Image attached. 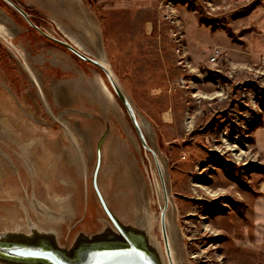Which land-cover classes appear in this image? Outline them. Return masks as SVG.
<instances>
[{
    "label": "rangeland",
    "instance_id": "rangeland-1",
    "mask_svg": "<svg viewBox=\"0 0 264 264\" xmlns=\"http://www.w3.org/2000/svg\"><path fill=\"white\" fill-rule=\"evenodd\" d=\"M14 1L48 35L82 45L35 0ZM166 5L174 9L175 25L164 17ZM0 10L72 59L76 71L64 77L80 79L85 95L72 106V113L64 111L62 117L48 113L33 86V75L0 37V107L7 109L0 118V231H27L26 212L38 229L59 228L43 226L46 216L37 215L42 210L64 218L67 232L73 227L71 235L93 232L97 218L104 217L93 188L96 151L108 132L99 184L111 207L124 218L133 221L134 215L148 212L152 235L167 262L156 163L105 74L41 35L4 0ZM152 11L153 26L146 30L142 16L114 15V22L107 23L110 49L106 47L105 53L149 145L165 161L173 204L168 221L177 229L181 248L175 260L177 264H243L250 254L236 251L234 239L240 223H250V199L264 194V153L255 140L257 129L264 127V0H160ZM177 30L187 53L183 65L173 38ZM215 47L222 50L217 65L209 62ZM82 50L98 55L93 49ZM85 78L97 81L91 93ZM100 78L113 98L103 90ZM9 83L15 93L7 92ZM9 109H17V118ZM27 109L37 112L33 121L25 114Z\"/></svg>",
    "mask_w": 264,
    "mask_h": 264
},
{
    "label": "water",
    "instance_id": "water-1",
    "mask_svg": "<svg viewBox=\"0 0 264 264\" xmlns=\"http://www.w3.org/2000/svg\"><path fill=\"white\" fill-rule=\"evenodd\" d=\"M19 14H21L27 23L36 29L44 37L55 41L62 45L70 52L75 54L81 60L98 67L105 74L115 95L123 104L132 125L146 151H149L156 163L158 170L162 193L163 206L160 212V227L162 239L164 243V251L168 264H175L171 251V242L169 235L168 210L170 207V196L167 189V183L161 170L158 156L155 150L149 145L140 121L137 117L135 109L123 91L119 82L114 76L113 71L108 64L105 53V45L103 39V31L99 22V18L93 10V21L90 13L91 8L82 6L80 10L88 19L87 21L93 25V50L98 55L91 54L82 50L84 47L70 44L63 39H57L48 35L41 30L30 18V15L14 0H4ZM87 49V48H85ZM88 50V49H87ZM107 135H104L97 146L96 165L93 172V188L98 199L99 205L103 211L104 217H98L96 227L93 232L77 231L74 235L73 227L69 229V223L64 218H58V214L52 211H40L37 215L45 217L43 226L48 228L49 225L56 226L53 230L38 229L35 227L34 221L26 212V220L29 229L27 231L12 230L6 228L0 231V263L1 264H166L161 244L152 235L150 226V217L148 212L134 215V220L120 213H117L111 205L99 184V175L102 167V145ZM132 201V199H130ZM141 203V202H140ZM144 205V201H143ZM110 206V207H109ZM145 206V205H144ZM143 208V207H142ZM44 210V209H43ZM126 219V220H125ZM126 221V222H125ZM22 224V223H21ZM21 224H19L21 226ZM98 225V226H97ZM89 227H93L89 226ZM16 229V228H15ZM17 231V232H13ZM65 241H62V233ZM177 233V232H176ZM177 258L181 252L179 241L176 240ZM175 251V252H176ZM184 264V263H182Z\"/></svg>",
    "mask_w": 264,
    "mask_h": 264
},
{
    "label": "crops",
    "instance_id": "crops-1",
    "mask_svg": "<svg viewBox=\"0 0 264 264\" xmlns=\"http://www.w3.org/2000/svg\"><path fill=\"white\" fill-rule=\"evenodd\" d=\"M159 1L160 0H35V2L38 3V8L42 10L43 13L55 18L69 37L74 35L77 40L82 43L81 46L87 49H93L95 47L93 46V25L87 21L88 19L85 14L80 11L83 5L87 7L88 4V8H91L90 16L92 21L93 10L99 18L104 34L105 49L106 47L110 49L107 23L110 21H112V23L114 22V15L126 14L132 15L134 18L142 16L144 17L142 29H150L154 21L152 9ZM0 11V34L3 35L2 38L4 40L10 42V45L16 46L21 54H23L22 66L26 63L28 74L33 75L30 78L33 82V86L36 85L37 87V95L42 99L41 102L46 108V111L52 115L60 113L61 117L64 111H71L69 113H72L75 110L72 106L76 101H81V98L85 97V95L82 96V88L79 87L80 79L77 80L74 77H64V74L68 75L67 72L74 73V71H76L72 59L67 58L65 54L54 47L52 43L41 41L37 33L29 29L23 22L21 23L18 19L12 18L7 11ZM105 16L108 17L107 21L105 20ZM190 29L191 33H194L192 27H190ZM71 39L74 40V38ZM50 44H52V46H50ZM64 61L71 64L69 65L68 63L67 67ZM1 67L0 61V70ZM77 73L80 74V72ZM1 77L0 71V87H2L3 82ZM84 77L86 76L82 74V85ZM85 80L90 87L87 88V93H91L93 91V84H97V81L92 82L90 79L86 78ZM9 85L10 86L7 85V92L11 91L15 93L10 83ZM9 96L15 99L12 94H9ZM14 101H16V99ZM37 103L39 104L38 101ZM86 103L89 104V100H87ZM16 110L17 109H9V112L17 118ZM6 111L7 109L5 107L4 109L0 107V118H2V114H6ZM24 112L31 121L35 119L34 114H37V112L28 109ZM55 118L58 121L59 118L56 116ZM26 129L29 128L26 127ZM31 130L34 129L32 128ZM29 135L30 133L26 134V136ZM104 135H108V132ZM28 140L31 141L32 138L26 141ZM255 140L258 150L264 153V127L257 129L255 132ZM262 193H264V191H262ZM250 204L252 210L250 223H240L241 229L240 233L236 235L237 238L234 239V248L236 251H246L250 254V259L247 261L241 260V263L243 261V264H264V194L256 198H251ZM254 254H260V257H262L259 259L258 255L254 256Z\"/></svg>",
    "mask_w": 264,
    "mask_h": 264
},
{
    "label": "built area",
    "instance_id": "built-area-1",
    "mask_svg": "<svg viewBox=\"0 0 264 264\" xmlns=\"http://www.w3.org/2000/svg\"><path fill=\"white\" fill-rule=\"evenodd\" d=\"M166 10L164 12V17L167 21L172 23L173 25L176 24V18L174 15V9L171 7V5H166ZM173 38H174V43L176 46V51L177 54L180 55V65L187 64V53L185 52V42H184V37L181 33V30H177L173 32ZM222 56V50L219 47L213 48L211 55L209 57V62L213 65H217L218 60ZM186 67V65L184 66Z\"/></svg>",
    "mask_w": 264,
    "mask_h": 264
},
{
    "label": "bare ground",
    "instance_id": "bare-ground-1",
    "mask_svg": "<svg viewBox=\"0 0 264 264\" xmlns=\"http://www.w3.org/2000/svg\"><path fill=\"white\" fill-rule=\"evenodd\" d=\"M99 81H100V85L102 86V88H103V90L108 94V96L110 97V98H113V95H112V93H111V91L109 90V88L106 86V84L103 82V80L100 78L99 79ZM166 118L167 119H169V114L168 115H166ZM189 124H191V123H189ZM145 125V128L148 130V125L145 123L144 124ZM190 126V125H189ZM226 142H227V144L229 145V143H228V141L226 140ZM230 147V146H229ZM158 156V155H157ZM155 160V159H154ZM158 161H159V164H160V167H161V170H162V172H163V176H164V178H166V172H165V161L162 159V158H160L159 156H158ZM166 180V179H165ZM263 188H264V184H263ZM158 189H160V191L162 192V190H161V186L159 185V183H158ZM161 194V193H160ZM160 197H161V199L163 198V194H161L160 195ZM108 202V201H107ZM108 205H110L109 204V202H108ZM170 205H172L173 206V204H172V201H171V199H170ZM110 207V206H109ZM168 218H169V220H170V217L168 216ZM171 221V220H170ZM169 224V235H170V242H171V251H172V255H173V260H175V258H176V256H177V248H179V245H177V242H176V240H177V236H176V233H175V229L176 228H174V225H171L170 223H168ZM176 231H177V229H176ZM176 251V252H175ZM175 264H177V262H176V260H175Z\"/></svg>",
    "mask_w": 264,
    "mask_h": 264
},
{
    "label": "flooded vegetation",
    "instance_id": "flooded-vegetation-1",
    "mask_svg": "<svg viewBox=\"0 0 264 264\" xmlns=\"http://www.w3.org/2000/svg\"><path fill=\"white\" fill-rule=\"evenodd\" d=\"M41 30H43V29H41ZM0 36L3 37L2 34H0ZM8 43L10 44V42H8ZM8 48H9L10 51H12L14 49V52L13 53L16 55V57L20 61V63L23 64V54H21V52L17 49V47L16 46H13V45H8ZM24 66L27 67V64L25 63Z\"/></svg>",
    "mask_w": 264,
    "mask_h": 264
},
{
    "label": "trees",
    "instance_id": "trees-1",
    "mask_svg": "<svg viewBox=\"0 0 264 264\" xmlns=\"http://www.w3.org/2000/svg\"><path fill=\"white\" fill-rule=\"evenodd\" d=\"M26 11V10H25Z\"/></svg>",
    "mask_w": 264,
    "mask_h": 264
}]
</instances>
